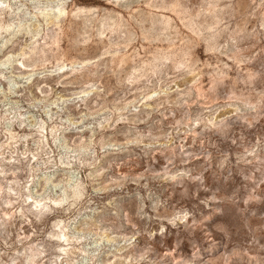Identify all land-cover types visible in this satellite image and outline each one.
Masks as SVG:
<instances>
[{
    "label": "rangeland",
    "instance_id": "rangeland-1",
    "mask_svg": "<svg viewBox=\"0 0 264 264\" xmlns=\"http://www.w3.org/2000/svg\"><path fill=\"white\" fill-rule=\"evenodd\" d=\"M0 264H264V0H0Z\"/></svg>",
    "mask_w": 264,
    "mask_h": 264
}]
</instances>
